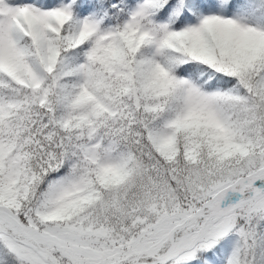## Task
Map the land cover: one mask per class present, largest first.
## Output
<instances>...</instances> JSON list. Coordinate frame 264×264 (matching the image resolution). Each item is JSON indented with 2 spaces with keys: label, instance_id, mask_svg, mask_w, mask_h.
Returning a JSON list of instances; mask_svg holds the SVG:
<instances>
[{
  "label": "rangeland",
  "instance_id": "1",
  "mask_svg": "<svg viewBox=\"0 0 264 264\" xmlns=\"http://www.w3.org/2000/svg\"><path fill=\"white\" fill-rule=\"evenodd\" d=\"M164 1L140 0L129 10L113 6L111 16H116L120 24L109 31L102 28L104 21L93 9H87L78 17L77 37L92 39L86 59L78 66L82 90H88L89 58L112 47L120 32L138 33L153 39L152 62L154 66L163 65L161 43L170 31L172 21L171 12L159 16ZM219 1L200 11V22L212 23L221 33L234 31L238 44L245 46L257 22L247 16L240 3L244 0H235L231 7L227 0ZM68 9V6L54 4L46 6L38 0H0V77L1 70L7 69L22 82H28L25 73H17L22 66L19 56L25 54L28 57L29 54L21 32L26 27L22 24L18 27L16 20L28 12L33 23L56 27L53 16L68 15ZM188 23L189 29H199L200 25L193 20ZM21 62H27V76L34 87L54 81L55 75L49 69L53 58L46 45L41 48L39 57L25 58ZM182 79L186 114L201 110L220 128H226L231 114L219 96L228 94L227 91L206 88L188 75ZM241 79L248 84L246 76ZM12 106L13 103L5 100L0 91V112L7 115ZM45 114L46 118L29 128L25 138L35 141L36 134L38 141L33 148L41 146L47 154L44 158L33 157L30 164L35 185L44 179L50 180L45 191L49 207L45 211L35 210L33 196L29 195L30 186L16 199L17 210L12 211L0 202V232L4 231L0 233V242L18 258L19 264H51V260L60 264V259L65 264H178L195 260L200 252L207 255L209 264H239L247 255V242L251 251L263 242L264 193L256 194L257 191L255 196L239 200L244 202L239 205L240 210L235 211L239 202L225 208L245 193L264 188V184L255 182L257 178L233 183L239 176L264 174V139L261 150L240 166L207 167L178 162L172 165L173 168L166 169L146 148L145 142L135 144L138 155L133 150L127 153L116 148L106 123H101L105 131L97 130L100 133L85 136L74 129L70 131L73 136L67 138V133L61 132L57 123L54 125L51 113L44 108L38 113L39 117ZM1 136L0 182L4 196L9 197L11 187L20 179L23 148L9 147ZM43 138L48 139L44 145L40 142ZM174 139V132L169 127L157 136L158 144H171ZM71 143L74 156L67 168L60 171L58 160L61 155L66 156L65 151ZM54 150L55 162L51 157ZM130 157L144 158L148 167L139 168L136 176L125 185L108 189L97 206L91 207L84 216L70 221L61 219L65 206L90 201L88 186L96 176L104 180L120 178ZM217 198L220 200L216 202ZM213 201L215 203L210 205ZM200 212L205 217H193ZM167 254L170 255L168 258L165 257ZM196 260V264H201L199 259Z\"/></svg>",
  "mask_w": 264,
  "mask_h": 264
},
{
  "label": "trees",
  "instance_id": "2",
  "mask_svg": "<svg viewBox=\"0 0 264 264\" xmlns=\"http://www.w3.org/2000/svg\"><path fill=\"white\" fill-rule=\"evenodd\" d=\"M39 1L44 5L68 6L70 14L54 15L52 22L56 28L33 23L27 13L21 22L26 27L21 32L31 55H38L47 37L53 58L51 71L55 75L54 81L45 82L40 87L29 86L7 71L1 78L3 94L13 101L9 115L0 116L2 139L12 148H23L20 179L11 187L9 197L4 196L0 182L3 206L17 210L16 199L30 186L29 195L33 196L35 210L45 211L49 207L45 191L50 180L44 179L35 185L30 164L33 157L44 158L47 154L41 146L33 148L38 141L36 134L35 141L25 138L29 128L37 125L36 116L42 108L51 113L54 125L57 123L59 130L67 133V138L73 136L70 131L74 129L85 136L100 133L97 130L105 131L101 123H106L116 141V148L127 153L133 150L138 155L135 144L145 142L146 148L166 169L173 168L172 165L178 162L207 167L240 166L261 150L264 139V0L242 1L252 16L258 17L261 28L258 32H250L245 46L238 44L234 31L221 33L212 23L201 24L197 31L187 29L190 19L199 21L200 10L218 0H165L159 16L171 11L172 22L171 30L162 39L160 53L163 66H154L151 61L154 40L138 33L121 32L112 47L98 51L89 59L93 68L91 94L82 91L78 85L76 66L86 57L92 40L76 36L77 17L87 9H93L101 15L107 31L119 24V19L111 16L113 6L128 10L140 0ZM20 65L18 75L28 69L25 62ZM187 75L208 87L231 89L228 94L220 96L231 113L226 128L214 124L201 110L185 115V83L181 77ZM242 76L248 79L247 85ZM167 127L174 132V141L158 144V134ZM40 142L44 145L48 139L43 138ZM65 154L66 159L61 155L58 160L60 171L72 161L73 143L68 144ZM51 157L55 162V150ZM141 167H148L144 158L135 160L130 157L120 178L104 180L96 176L88 186L90 201L65 206L61 219L70 221L84 216L91 207L97 206L108 189L125 185ZM243 178L239 176L233 182ZM179 190L183 192L181 187ZM263 193L264 189H259L256 194ZM242 203H237L235 211L242 208L239 206ZM261 239L263 242L254 251L250 250L247 242V255L239 264H264V234ZM53 253L56 255L55 251ZM206 256L200 252L196 259L209 264ZM196 259L178 264H196ZM19 263L18 258L0 242V264ZM60 263L65 264L62 259Z\"/></svg>",
  "mask_w": 264,
  "mask_h": 264
}]
</instances>
